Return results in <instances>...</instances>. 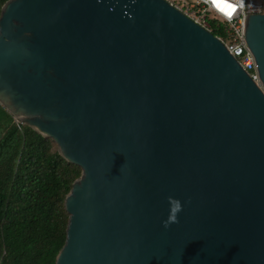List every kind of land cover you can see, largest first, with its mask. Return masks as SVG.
<instances>
[{
	"label": "water",
	"instance_id": "95a60500",
	"mask_svg": "<svg viewBox=\"0 0 264 264\" xmlns=\"http://www.w3.org/2000/svg\"><path fill=\"white\" fill-rule=\"evenodd\" d=\"M244 33L262 89L164 0L5 2L0 106L81 169L55 264H264V6Z\"/></svg>",
	"mask_w": 264,
	"mask_h": 264
},
{
	"label": "trees",
	"instance_id": "16d2710c",
	"mask_svg": "<svg viewBox=\"0 0 264 264\" xmlns=\"http://www.w3.org/2000/svg\"><path fill=\"white\" fill-rule=\"evenodd\" d=\"M7 1L0 0V12ZM0 119V264H55L69 219L64 200L81 169L1 106Z\"/></svg>",
	"mask_w": 264,
	"mask_h": 264
},
{
	"label": "built area",
	"instance_id": "2783aa9c",
	"mask_svg": "<svg viewBox=\"0 0 264 264\" xmlns=\"http://www.w3.org/2000/svg\"><path fill=\"white\" fill-rule=\"evenodd\" d=\"M194 24L212 34V23L222 31L216 37L251 80L262 89L254 56L245 42V16L261 14L264 0H164Z\"/></svg>",
	"mask_w": 264,
	"mask_h": 264
},
{
	"label": "clouds",
	"instance_id": "9594fccd",
	"mask_svg": "<svg viewBox=\"0 0 264 264\" xmlns=\"http://www.w3.org/2000/svg\"><path fill=\"white\" fill-rule=\"evenodd\" d=\"M171 203L174 205L172 208V215L169 217L168 220H166L164 222V227L167 228L169 226L170 223H175L176 221V217H175V213L178 212L180 210V205L178 201H171Z\"/></svg>",
	"mask_w": 264,
	"mask_h": 264
},
{
	"label": "rangeland",
	"instance_id": "374dc122",
	"mask_svg": "<svg viewBox=\"0 0 264 264\" xmlns=\"http://www.w3.org/2000/svg\"><path fill=\"white\" fill-rule=\"evenodd\" d=\"M1 120V119H0ZM1 122V121H0ZM0 133H1V125H0Z\"/></svg>",
	"mask_w": 264,
	"mask_h": 264
}]
</instances>
